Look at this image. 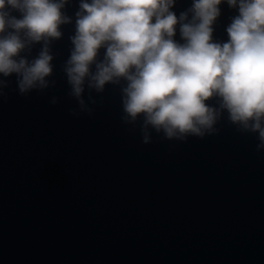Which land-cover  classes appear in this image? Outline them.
Instances as JSON below:
<instances>
[{
	"label": "water",
	"instance_id": "1",
	"mask_svg": "<svg viewBox=\"0 0 264 264\" xmlns=\"http://www.w3.org/2000/svg\"><path fill=\"white\" fill-rule=\"evenodd\" d=\"M192 3L176 0L172 11L179 16ZM79 4L68 0L63 11L72 22L51 45L48 79L55 85L22 95L16 74L5 78L0 264H264V149L257 150V134L237 131L225 112L215 134L181 141L152 129L145 144L143 118L122 119L121 85L102 93L86 87L92 111H80L63 71ZM219 7L213 39L227 42L238 7L226 0ZM174 38L184 42L179 26ZM41 47L22 55L31 60Z\"/></svg>",
	"mask_w": 264,
	"mask_h": 264
},
{
	"label": "clouds",
	"instance_id": "2",
	"mask_svg": "<svg viewBox=\"0 0 264 264\" xmlns=\"http://www.w3.org/2000/svg\"><path fill=\"white\" fill-rule=\"evenodd\" d=\"M222 2L193 0L177 16L176 0H80L63 66L80 111H92L86 87L102 93L108 84L121 85L122 119L136 124L143 118L145 144L152 129L181 141L215 134L227 112L237 131L256 133L257 150L264 149V0H226L239 14L227 26V42H216L213 25ZM67 3L0 0V96L13 74L22 95L55 85L48 79L51 45L63 36L61 25L72 22L63 11ZM177 26L183 43L174 38ZM37 43L42 47L33 59L22 55Z\"/></svg>",
	"mask_w": 264,
	"mask_h": 264
}]
</instances>
